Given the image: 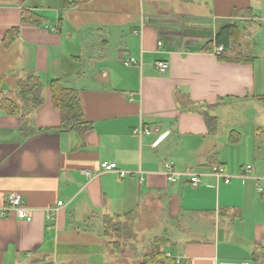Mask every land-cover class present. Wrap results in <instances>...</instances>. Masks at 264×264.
I'll use <instances>...</instances> for the list:
<instances>
[{
    "label": "crops",
    "instance_id": "1",
    "mask_svg": "<svg viewBox=\"0 0 264 264\" xmlns=\"http://www.w3.org/2000/svg\"><path fill=\"white\" fill-rule=\"evenodd\" d=\"M24 8L47 22L22 23ZM230 24L241 30L232 46L240 61L214 52L216 33ZM13 27L18 37L5 48ZM129 56L141 67L123 65ZM157 61L168 62L165 73ZM26 72L40 76L44 101L26 138L18 116L0 111V209L17 192L32 218L0 215V264H135L149 244L118 249L104 238V219L128 215L153 226L177 264H255L251 254L264 246V0H82L70 9L61 0H0L5 96L18 98ZM55 79L77 91L90 128L59 129ZM203 111L217 118L215 129ZM139 124L167 132L137 136ZM166 160L176 182L163 173ZM102 161L128 174L101 171ZM246 164L251 172L239 177ZM216 165L230 183L216 179Z\"/></svg>",
    "mask_w": 264,
    "mask_h": 264
},
{
    "label": "trees",
    "instance_id": "2",
    "mask_svg": "<svg viewBox=\"0 0 264 264\" xmlns=\"http://www.w3.org/2000/svg\"><path fill=\"white\" fill-rule=\"evenodd\" d=\"M82 0H61L63 9H70L79 4ZM20 21L35 26H41L47 22L45 17L31 9H22L20 13ZM241 30L235 24L223 26L215 35V42L217 45H222L223 50L219 53L218 58L223 60H243L242 55L233 54V43L237 42V37ZM19 30L13 27L6 31L2 39V45L5 48L10 45L18 37ZM207 44V43H206ZM211 43L204 46L203 49H211ZM230 54V55H229ZM44 85L40 76L34 72H26L17 81V94L20 104L13 99L7 97L3 93L0 78V111L7 115H15L19 118L20 132L23 138L28 137L33 132L32 120L30 113L42 105ZM49 91L51 95L52 104L60 110V126L62 131H69L73 129L80 130L81 128H90V124L84 121L83 111L80 104L78 93L75 89L66 87L59 79L49 82ZM204 120L209 127V130L215 129L217 125V118L208 111H203ZM230 132V142H236L233 134ZM109 218V217H108ZM112 217H110L111 219ZM107 234L105 229L104 235ZM164 239L161 237H154L148 245L147 250L142 254L135 264H177L176 259L171 255H166L165 251L160 250L161 243ZM113 244V243H112ZM118 244V243H117ZM251 259L255 264L261 263L264 260V246H261L258 251L251 254Z\"/></svg>",
    "mask_w": 264,
    "mask_h": 264
},
{
    "label": "built area",
    "instance_id": "3",
    "mask_svg": "<svg viewBox=\"0 0 264 264\" xmlns=\"http://www.w3.org/2000/svg\"><path fill=\"white\" fill-rule=\"evenodd\" d=\"M158 45H160V43H158ZM222 50H223L222 45H216L214 52L216 54H219L222 52ZM122 63L125 66L137 65L139 67H141V64H142L141 59H137V58L132 57V56L124 58L122 60ZM155 67L160 74H163L168 70L169 64L166 61H157L155 63ZM162 132L163 131H161L157 125L145 126V125L139 124L137 127H135L133 129V133L137 136L152 135V134L158 136V135L162 134ZM166 132L167 131H164L163 133H166ZM157 139L158 138L156 137L150 145L154 146ZM99 168L101 171H107V172L116 171L120 177H125L128 174L126 171L119 170L117 168V164L115 162H112V161L100 162ZM162 168H163V173L165 174L168 182L173 183V182L177 181L179 173L175 171L174 163L172 161H170V160L164 161L162 164ZM251 170H252L251 165L246 164L238 176L239 177H246L251 172ZM212 173L216 177L217 180L223 181L224 183H230L232 180V175L228 174L225 171V169L220 165L213 166L212 167ZM86 175L90 176V173L86 172ZM189 182L192 186H196L199 182L198 175L197 174L191 175L189 178ZM258 191L262 192L263 188L261 186H258ZM6 201H7V205L0 209V215L1 216H7V214L10 213V211H11L20 219H25L26 221L31 220V218H32L31 210L26 206L25 199L20 193H17V192L8 193L6 196ZM57 204L61 205L62 202L58 201ZM167 254L169 255V253H167ZM176 262H178V261H176ZM218 264H247V263L245 261H238V260H222V261H219Z\"/></svg>",
    "mask_w": 264,
    "mask_h": 264
},
{
    "label": "rangeland",
    "instance_id": "4",
    "mask_svg": "<svg viewBox=\"0 0 264 264\" xmlns=\"http://www.w3.org/2000/svg\"><path fill=\"white\" fill-rule=\"evenodd\" d=\"M39 7H43L42 5H38ZM246 53V52H245ZM9 98H12L14 100H19L17 98V96L12 92L7 93ZM259 142H264L260 141ZM145 216V215H144ZM144 220V218H143ZM133 218L132 216L128 215L125 218H121L120 219H116V218H106L103 221V227H104V232L105 229L107 231V234L104 235V238L106 239V243L111 244L113 246V248H120V245L122 246L123 244L127 243V242H131V240H135V241H140L141 244L143 243L145 244H149L151 242V240L154 238L153 236V226H145V227H140V225L135 226V224H133ZM97 222H93L90 226L92 228H97L99 227L96 231L100 230L101 225L100 222L97 224ZM89 225V223L87 224ZM148 225V224H147ZM152 228V229H151ZM152 235H151V234ZM130 240V241H129ZM165 242V239H164ZM113 243V244H112ZM118 243V244H117ZM139 243V242H137ZM85 253V251H84ZM83 254V252H74L73 255L77 256V255H81ZM87 254V253H85ZM91 254H94L93 252ZM62 253H59V256H61ZM166 255H168L166 253ZM169 256V255H168ZM250 263H252L250 261ZM253 264V263H252Z\"/></svg>",
    "mask_w": 264,
    "mask_h": 264
}]
</instances>
